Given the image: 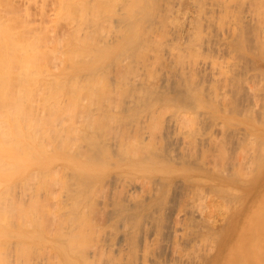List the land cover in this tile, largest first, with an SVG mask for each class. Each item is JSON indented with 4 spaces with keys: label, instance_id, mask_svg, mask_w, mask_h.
<instances>
[{
    "label": "bare ground",
    "instance_id": "bare-ground-1",
    "mask_svg": "<svg viewBox=\"0 0 264 264\" xmlns=\"http://www.w3.org/2000/svg\"><path fill=\"white\" fill-rule=\"evenodd\" d=\"M109 1L0 0V264H264V0Z\"/></svg>",
    "mask_w": 264,
    "mask_h": 264
},
{
    "label": "rangeland",
    "instance_id": "rangeland-1",
    "mask_svg": "<svg viewBox=\"0 0 264 264\" xmlns=\"http://www.w3.org/2000/svg\"><path fill=\"white\" fill-rule=\"evenodd\" d=\"M119 1V0H118ZM118 1H116L117 2V4H115L114 5V7L115 8H119V6L120 7H123L122 5H121V2H120V5H118ZM172 1V0H171ZM178 1V2H177ZM189 1V2H188ZM198 1L199 0H176V2L178 3V5H177V3L175 2V0H174V2H173V7L172 8H178L177 10L175 9H173L172 10V12H171V14H170V17H169V23H171L172 21H173V23L175 22V24H173V23H171V26L169 25V31H170V28H171V30H173L174 29V31H171L172 32V34H173V37H174V39L176 38V39H180L179 41L181 42L182 40H184L185 39V36L184 35H186L187 34V32L191 29V27H192V25H193V23H194V21H195V18H196V12H197V6H198ZM183 2V3H182ZM113 3H115V1L113 0V2H112V0H111V2L109 1V4H108V7L109 6H112L113 5ZM180 3L182 4V5H180ZM110 4H112V5H110ZM116 5H118L117 7H116ZM171 5V6H172ZM175 6V7H174ZM178 6V7H177ZM113 7V6H112ZM181 7V8H180ZM117 8V9H118ZM192 8V9H191ZM109 9H112L111 7L109 8ZM121 9V8H120ZM120 9L118 10V12H120ZM114 10V9H113ZM112 10V11H113ZM188 10V11H187ZM175 11V12H174ZM178 11V12H177ZM115 12V11H114ZM117 12V11H116ZM122 12V11H121ZM181 12V13H180ZM192 12V13H191ZM175 13H177V14H175ZM116 14H118V13H116ZM179 16V17H178ZM190 17V18H189ZM172 18V19H171ZM179 20V22H178V20ZM181 19V20H180ZM172 20V21H171ZM175 20V21H174ZM178 22V23H177ZM116 24V27L114 26V29H118L121 25H119V23H117V22H115ZM176 23H177V25H176ZM119 25V26H118ZM172 25H174V26H172ZM191 26V27H190ZM112 27V26H111ZM118 27V28H117ZM113 29V28H112ZM187 30V31H186ZM182 33V34H181ZM175 34V35H174ZM184 34V35H183ZM180 35H183V36H180ZM178 36H180V38H178ZM19 191V190H18ZM264 191V190H263ZM264 241V240H263ZM263 246H264V243H263ZM264 249V248H263Z\"/></svg>",
    "mask_w": 264,
    "mask_h": 264
}]
</instances>
